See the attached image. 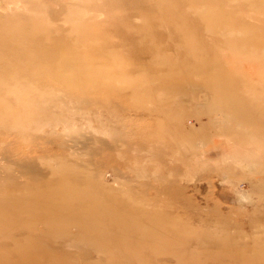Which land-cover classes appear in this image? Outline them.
<instances>
[{"label":"rangeland","instance_id":"374dc122","mask_svg":"<svg viewBox=\"0 0 264 264\" xmlns=\"http://www.w3.org/2000/svg\"><path fill=\"white\" fill-rule=\"evenodd\" d=\"M9 19L0 264H264V0H0Z\"/></svg>","mask_w":264,"mask_h":264},{"label":"bare ground","instance_id":"6f19581e","mask_svg":"<svg viewBox=\"0 0 264 264\" xmlns=\"http://www.w3.org/2000/svg\"><path fill=\"white\" fill-rule=\"evenodd\" d=\"M13 1H16V0H13ZM12 4V3H11ZM10 20V19H9ZM8 20V25L6 27H3L2 29H0V34H4V33H7L5 34V38H12V39H15V40H18L17 36H19V33H26V29L25 30H22V29H19L17 24H18V21H13V19H11L10 21ZM7 22V21H5ZM12 24V27L9 28V25ZM4 26V25H3ZM29 32V31H28ZM27 32V33H28ZM27 47H29V44H25Z\"/></svg>","mask_w":264,"mask_h":264}]
</instances>
